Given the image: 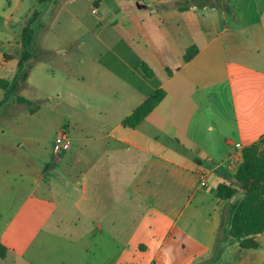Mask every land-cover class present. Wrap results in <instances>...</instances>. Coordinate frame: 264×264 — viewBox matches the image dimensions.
Here are the masks:
<instances>
[{"label": "crops", "instance_id": "1", "mask_svg": "<svg viewBox=\"0 0 264 264\" xmlns=\"http://www.w3.org/2000/svg\"><path fill=\"white\" fill-rule=\"evenodd\" d=\"M49 1L3 0L0 78L19 62L27 16ZM90 1L105 5V15L89 34L97 36L88 56H101L104 75L132 91L129 109L114 110L99 129L74 120L73 146L53 147L55 155L65 150L55 162L43 159L36 138L33 158L0 133V243L7 248L0 264H199L213 255L229 205L215 195L219 183L234 181L227 158L264 140V0ZM146 10H157L150 17L159 35L146 30ZM191 46L197 51L185 61ZM159 88L166 95L154 110L137 127L125 126ZM85 140L87 157L76 159ZM200 167L210 171L206 188ZM205 196L214 198L215 213L202 227L186 206ZM224 238L214 264H264V232L256 248Z\"/></svg>", "mask_w": 264, "mask_h": 264}, {"label": "rangeland", "instance_id": "2", "mask_svg": "<svg viewBox=\"0 0 264 264\" xmlns=\"http://www.w3.org/2000/svg\"><path fill=\"white\" fill-rule=\"evenodd\" d=\"M108 1L114 5L116 0ZM27 3L29 4L30 0H27ZM0 5H3V0H0ZM9 5L7 2L5 7L9 9ZM104 6H97L90 0H50L44 6H36L35 9H39L41 13L35 23L36 36L30 61L37 58L40 60L34 63L30 84L20 86L17 91L12 90V84L7 92L0 87V101L5 99L0 104V133L4 131V141L19 146V153L34 158L31 148L34 142L32 139L36 138V146L40 148L43 159L55 162L56 158L65 154V150L54 154L56 136L62 129H66L72 138L74 120L90 121L99 129L105 120H112L115 115L129 109L125 99L132 91L128 88L118 89L121 81L113 74L104 75V59L97 55L99 58L94 62L87 53L89 46L95 45L97 36L89 34L97 28L98 23H104ZM95 7L99 10L98 14L92 11ZM151 12L143 11L145 28L159 35L157 26L150 17ZM156 12L157 10H154L152 13ZM2 14H5V17L7 12ZM4 17L0 19V38L6 36ZM89 28L90 30H87ZM132 35L139 39V36L145 37L146 34L140 32L137 35L132 32ZM10 59L9 55L6 56V60ZM119 70L129 76V69L121 66ZM19 72V62L15 59L8 66L5 78L11 82L18 78ZM0 75H6L2 68ZM19 95L30 99L32 104L19 102ZM37 105L41 107L38 113L27 111L29 107ZM86 131L83 136L89 134V131ZM85 141L74 156L76 159L80 156L87 157ZM241 196L242 193H239L237 198ZM184 204L177 202V210L184 207ZM186 207L187 211L194 210L202 227L207 226L206 221L215 213V201L212 196H205L201 202L193 201Z\"/></svg>", "mask_w": 264, "mask_h": 264}, {"label": "trees", "instance_id": "3", "mask_svg": "<svg viewBox=\"0 0 264 264\" xmlns=\"http://www.w3.org/2000/svg\"><path fill=\"white\" fill-rule=\"evenodd\" d=\"M39 16L40 10L34 9L22 29L23 50L19 59L20 72L18 78L11 82L7 78H0V87L6 92L9 91L11 84L14 91H17L20 86L26 85L34 63L40 60L37 58L32 62L30 61L34 44V25ZM196 51V47H189L184 57L185 61H188ZM24 65L26 66L23 67ZM141 69L144 73L149 71L146 63L141 64ZM165 95L164 89L155 90L132 113L125 117L123 124L132 128L137 127ZM17 99L21 103L32 104V101L26 97L19 95ZM4 100L0 101V104ZM38 109L39 105L29 107V111L32 113ZM239 193H242V196L237 198ZM215 195L217 198L227 201L229 205L213 255L199 264H214L220 259L224 251V234L237 240L242 248L258 247L259 243L256 237L264 232V140L243 148V161L234 174V181L219 183ZM6 254L7 248L0 243V257L4 258Z\"/></svg>", "mask_w": 264, "mask_h": 264}, {"label": "built area", "instance_id": "4", "mask_svg": "<svg viewBox=\"0 0 264 264\" xmlns=\"http://www.w3.org/2000/svg\"><path fill=\"white\" fill-rule=\"evenodd\" d=\"M96 11V10H94ZM73 146L72 138L66 129H62L56 136L54 147L57 151L61 149H70ZM243 161V148L236 155H231L227 158L226 162L231 168L237 169ZM199 175V182L201 186H208L210 171L204 167H200L197 171Z\"/></svg>", "mask_w": 264, "mask_h": 264}]
</instances>
